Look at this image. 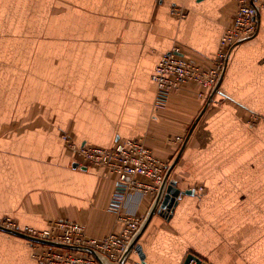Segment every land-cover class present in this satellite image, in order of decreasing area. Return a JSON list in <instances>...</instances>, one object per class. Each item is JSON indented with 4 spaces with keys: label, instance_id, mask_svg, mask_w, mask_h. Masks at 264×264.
Returning a JSON list of instances; mask_svg holds the SVG:
<instances>
[{
    "label": "crops",
    "instance_id": "obj_1",
    "mask_svg": "<svg viewBox=\"0 0 264 264\" xmlns=\"http://www.w3.org/2000/svg\"><path fill=\"white\" fill-rule=\"evenodd\" d=\"M234 8L233 0H85L67 21L48 23L41 0H0V218L38 229L66 218L95 237L117 231L108 207L115 177L74 165L61 133L105 147L139 138L170 164L206 106L170 172L191 191L169 214L152 215L137 240L143 260L182 264L193 253L208 264H264V8L256 33L231 48L208 104L212 87L188 82L157 105L151 79L173 47L209 66ZM152 199L131 192L122 204L143 219ZM129 259L142 264L134 249ZM0 264L43 263L29 242L0 230Z\"/></svg>",
    "mask_w": 264,
    "mask_h": 264
},
{
    "label": "built area",
    "instance_id": "obj_2",
    "mask_svg": "<svg viewBox=\"0 0 264 264\" xmlns=\"http://www.w3.org/2000/svg\"><path fill=\"white\" fill-rule=\"evenodd\" d=\"M233 1L235 8L232 23L220 35L217 56L209 66L197 64L184 56L178 47L160 56L151 73V79L157 87V105L163 102L170 91L184 83L198 82L206 88L213 87L230 49L256 33L259 10L264 8V0ZM173 12L178 11L173 9ZM61 134L78 166H100L115 177L116 187L108 207L117 214L119 229L101 237H92L78 221H52L42 229L20 227L11 217L1 219L0 223L33 236L89 246L116 261L142 221L136 211L124 208V196L136 192L140 198L147 194L154 197L168 164L157 158L139 138H119L111 146L105 147L77 144L70 133ZM29 242L32 244V257L43 264H100L91 253L82 250ZM125 262L140 264L129 257Z\"/></svg>",
    "mask_w": 264,
    "mask_h": 264
},
{
    "label": "water",
    "instance_id": "obj_3",
    "mask_svg": "<svg viewBox=\"0 0 264 264\" xmlns=\"http://www.w3.org/2000/svg\"><path fill=\"white\" fill-rule=\"evenodd\" d=\"M223 71H224V67L222 68L217 81L215 82V84L212 87V90L210 92L208 100L206 101V104H208V102L211 99L212 94L217 90V87H218L220 80L223 76ZM204 108L199 112V114L196 116L195 120L193 121L192 125L190 126V128H189V130H188V132H187V134H186L175 158L172 160V162L170 164L167 165V168H166L164 175H163L162 182L160 183L158 190L155 193L146 214L144 215L138 229L133 234V236L130 238L127 246L125 247L124 251L122 252L121 256L118 258V260H116V261L111 260L106 255L102 254L100 251L96 250L95 248L89 247V246L65 243V242H61V241H57V240H53V239L33 236V235L27 234V233H25L19 229H13V228H9L7 226H4L1 223H0V230L3 232H6V233L12 234L14 236L23 238L25 240L31 241V242H38V243H42V244H48V245L58 246V247H63V248H68V249L82 250V251L91 253L98 260V262L100 264H125V261L128 258L130 252L134 249L139 256L141 263L145 264V262L143 260L144 259L143 251L141 249L140 244L137 242L141 232L143 231L145 226L148 224L150 218L152 217V215L154 213H159V214H163V215L169 214L171 208L175 205V203L177 201V197H179L181 195V193H189V191H191L188 189L187 190L180 189L177 186V181L174 178L170 177V172H171L172 167L174 166V164L178 160V158H179V156H180V154H181V152L185 146V143L187 142V139L189 138L191 131H192L195 123L199 119L201 113L203 112ZM74 165H77V163L74 162ZM82 167H84V166H82ZM190 260H193V264H208L205 261H202L200 257H198L197 255H195L193 253H188L182 264H189Z\"/></svg>",
    "mask_w": 264,
    "mask_h": 264
},
{
    "label": "rangeland",
    "instance_id": "obj_4",
    "mask_svg": "<svg viewBox=\"0 0 264 264\" xmlns=\"http://www.w3.org/2000/svg\"><path fill=\"white\" fill-rule=\"evenodd\" d=\"M85 0H41V5L44 6L45 8V17L47 18L48 23L50 22H55L56 20H58L60 17H62L65 21H67L66 19L71 17L72 15V6L74 4V6L76 4H82V2H84ZM80 6V5H79ZM80 22H85L87 16L86 15H82L81 13L85 12L84 10H82V5L80 6ZM86 14V12H85ZM233 18V16H232ZM232 23V21L230 22ZM228 26H230V24H228L225 28H227ZM225 30V29H224ZM217 56V53H216ZM215 56V58H216ZM215 60V59H214ZM220 75V74H219ZM219 77V76H218ZM218 79V78H217ZM217 81V80H216ZM66 133H68L67 131H64ZM62 135V134H61ZM7 217V216H6ZM5 217V218H6ZM4 219V218H2ZM1 220V218H0ZM57 220H69L66 218H57V219H51L48 222V225L50 224V222L52 221H57ZM74 221V220H71ZM83 224V223H81ZM85 226V224H83ZM86 227V226H85ZM86 231V228H85ZM87 233V232H86ZM110 233V232H109ZM88 234V233H87ZM108 234V233H107ZM89 235V234H88ZM106 235V234H105ZM90 236V235H89ZM95 237V236H92ZM27 242H29L28 240H26ZM30 243V242H29ZM31 244V243H30ZM35 244V243H34ZM32 245V244H31ZM39 247V246H37ZM131 253V252H130ZM129 257V256H128ZM126 263V262H125Z\"/></svg>",
    "mask_w": 264,
    "mask_h": 264
},
{
    "label": "bare ground",
    "instance_id": "obj_5",
    "mask_svg": "<svg viewBox=\"0 0 264 264\" xmlns=\"http://www.w3.org/2000/svg\"><path fill=\"white\" fill-rule=\"evenodd\" d=\"M190 263L193 264V260H190L189 264H190Z\"/></svg>",
    "mask_w": 264,
    "mask_h": 264
}]
</instances>
